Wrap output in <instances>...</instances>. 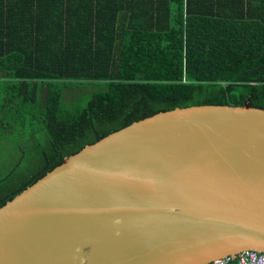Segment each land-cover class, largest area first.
<instances>
[{"label": "trees", "instance_id": "obj_1", "mask_svg": "<svg viewBox=\"0 0 264 264\" xmlns=\"http://www.w3.org/2000/svg\"><path fill=\"white\" fill-rule=\"evenodd\" d=\"M245 101L264 109V0H0V135L20 153L0 207L132 122Z\"/></svg>", "mask_w": 264, "mask_h": 264}, {"label": "water", "instance_id": "obj_2", "mask_svg": "<svg viewBox=\"0 0 264 264\" xmlns=\"http://www.w3.org/2000/svg\"><path fill=\"white\" fill-rule=\"evenodd\" d=\"M264 252V109L132 122L0 207V264H210Z\"/></svg>", "mask_w": 264, "mask_h": 264}, {"label": "rangeland", "instance_id": "obj_3", "mask_svg": "<svg viewBox=\"0 0 264 264\" xmlns=\"http://www.w3.org/2000/svg\"><path fill=\"white\" fill-rule=\"evenodd\" d=\"M94 90V88H86V89H81L80 91L75 90L72 91L73 94H75V98L78 97L79 94H83L86 93L82 98H84L85 96L89 95L92 91ZM74 97H72L71 99H65V106L68 108H75V106L78 103V100H76ZM17 132H13L11 134L12 137H14V135ZM4 137V135H0V175L4 174L9 168L10 166L13 165V163L19 159L20 157V153H17V148L15 144H10L8 142V140H4L2 139ZM10 137V135H9ZM11 138V137H10ZM17 141H21V139L24 140V142L26 141V139H29V137L24 136L23 134H19L17 135V138H14ZM33 141H31V145H33ZM28 157V159H30V157L34 156V151L31 150V152L29 154L26 155Z\"/></svg>", "mask_w": 264, "mask_h": 264}, {"label": "built area", "instance_id": "obj_4", "mask_svg": "<svg viewBox=\"0 0 264 264\" xmlns=\"http://www.w3.org/2000/svg\"><path fill=\"white\" fill-rule=\"evenodd\" d=\"M210 264H264V252L243 250L234 258L225 257L212 261Z\"/></svg>", "mask_w": 264, "mask_h": 264}]
</instances>
